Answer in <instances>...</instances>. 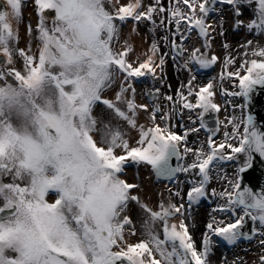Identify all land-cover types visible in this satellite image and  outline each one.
I'll return each mask as SVG.
<instances>
[{"label":"snow or ice","instance_id":"6c2138e0","mask_svg":"<svg viewBox=\"0 0 264 264\" xmlns=\"http://www.w3.org/2000/svg\"><path fill=\"white\" fill-rule=\"evenodd\" d=\"M258 92L264 0H6L0 264H264Z\"/></svg>","mask_w":264,"mask_h":264},{"label":"water","instance_id":"95a60500","mask_svg":"<svg viewBox=\"0 0 264 264\" xmlns=\"http://www.w3.org/2000/svg\"><path fill=\"white\" fill-rule=\"evenodd\" d=\"M259 94H260L259 100L264 101V93L259 92ZM254 107L260 119H264V107L262 111H260V104H257Z\"/></svg>","mask_w":264,"mask_h":264},{"label":"rangeland","instance_id":"374dc122","mask_svg":"<svg viewBox=\"0 0 264 264\" xmlns=\"http://www.w3.org/2000/svg\"><path fill=\"white\" fill-rule=\"evenodd\" d=\"M144 29H143V26H142V31H143ZM136 43H139L140 41H141V37H140V39H139V41L137 42L136 40H134ZM172 65V61H171V63L170 62H168V65L169 66H171ZM174 66H176L175 64H174ZM193 210H195L196 211V218L199 220V219H202V217H203V215H204V213L201 211V207H198V208H194L193 207ZM201 211V212H200ZM200 212V213H199ZM199 235V234H198ZM242 255L244 254L243 252L241 253Z\"/></svg>","mask_w":264,"mask_h":264},{"label":"bare ground","instance_id":"6f19581e","mask_svg":"<svg viewBox=\"0 0 264 264\" xmlns=\"http://www.w3.org/2000/svg\"><path fill=\"white\" fill-rule=\"evenodd\" d=\"M143 174H144V176H145V178H146V180L149 178V174H148V172L146 171V170H143Z\"/></svg>","mask_w":264,"mask_h":264}]
</instances>
